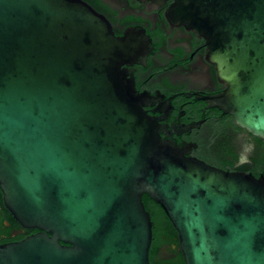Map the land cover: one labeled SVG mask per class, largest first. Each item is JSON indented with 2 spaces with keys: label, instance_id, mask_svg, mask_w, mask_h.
Masks as SVG:
<instances>
[{
  "label": "water",
  "instance_id": "obj_1",
  "mask_svg": "<svg viewBox=\"0 0 264 264\" xmlns=\"http://www.w3.org/2000/svg\"><path fill=\"white\" fill-rule=\"evenodd\" d=\"M173 1L225 86L210 106L264 142V0ZM142 40L117 37L82 0H0V191L39 231L0 245V264H152L144 195L185 264H264V174L219 169L162 139L123 68Z\"/></svg>",
  "mask_w": 264,
  "mask_h": 264
},
{
  "label": "flooded vegetation",
  "instance_id": "obj_2",
  "mask_svg": "<svg viewBox=\"0 0 264 264\" xmlns=\"http://www.w3.org/2000/svg\"><path fill=\"white\" fill-rule=\"evenodd\" d=\"M82 1L105 16L117 37L143 36L140 50L144 54L123 68L135 81L138 93L148 97L145 110L158 121L162 139L211 166L253 174L246 167L261 152L259 138L239 127L226 128L223 122L233 118L210 106L207 99L221 94L225 86L208 60L205 40L172 17L174 1ZM244 155L247 159L242 161ZM2 197L0 191V245L37 234L38 230L25 229L13 218ZM180 254L177 234L173 241L159 245L150 261L175 264Z\"/></svg>",
  "mask_w": 264,
  "mask_h": 264
},
{
  "label": "trees",
  "instance_id": "obj_3",
  "mask_svg": "<svg viewBox=\"0 0 264 264\" xmlns=\"http://www.w3.org/2000/svg\"><path fill=\"white\" fill-rule=\"evenodd\" d=\"M223 124L226 128L240 130L231 118L226 119ZM258 142L261 146V152L253 159V164L246 167H250L256 177L264 174V143L260 139H258ZM143 201L155 224L153 228V242L150 250L152 254L150 259L153 261L154 252L157 247L162 243L173 241L174 237L177 236V232L159 204L154 202L148 195H144ZM175 264H185L181 254L177 256Z\"/></svg>",
  "mask_w": 264,
  "mask_h": 264
}]
</instances>
